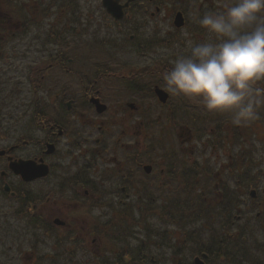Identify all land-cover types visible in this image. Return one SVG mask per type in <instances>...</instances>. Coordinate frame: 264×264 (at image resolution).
Wrapping results in <instances>:
<instances>
[{
  "label": "flooded vegetation",
  "instance_id": "flooded-vegetation-1",
  "mask_svg": "<svg viewBox=\"0 0 264 264\" xmlns=\"http://www.w3.org/2000/svg\"><path fill=\"white\" fill-rule=\"evenodd\" d=\"M223 2L0 0V264H264L245 126L162 79Z\"/></svg>",
  "mask_w": 264,
  "mask_h": 264
},
{
  "label": "clouds",
  "instance_id": "clouds-1",
  "mask_svg": "<svg viewBox=\"0 0 264 264\" xmlns=\"http://www.w3.org/2000/svg\"><path fill=\"white\" fill-rule=\"evenodd\" d=\"M210 38L189 41L162 76L174 95L209 112L231 114L234 123L256 118L264 104V0H225L222 10L195 19ZM188 36V33H185Z\"/></svg>",
  "mask_w": 264,
  "mask_h": 264
},
{
  "label": "rangeland",
  "instance_id": "rangeland-1",
  "mask_svg": "<svg viewBox=\"0 0 264 264\" xmlns=\"http://www.w3.org/2000/svg\"><path fill=\"white\" fill-rule=\"evenodd\" d=\"M210 36L211 34H209L207 39H209ZM179 38L181 40H185V41L187 40V44L186 46L181 45V44H177L173 46V57L186 52L189 41H191L192 43L194 42V39L191 36H188V37L182 36ZM7 71H9V69H7ZM5 75L8 78L10 77L9 73L6 74L5 72ZM24 95L25 94H23L22 98L24 97ZM25 104H26V101L21 100L20 98H17L15 102L13 100H9L5 103L6 107L9 105L10 106L7 107L3 111L2 121L6 125L11 126L12 131L16 133V135H20L21 130H22L21 120L19 116L21 115V109L24 108L23 106ZM12 108L13 110H17V111H14V115L18 117L16 120H15L16 117H12V120H10L11 116L7 115L8 113H10L8 111L11 110ZM241 126L242 127L245 126L244 131H243V136L241 139V143L235 146H228L224 151V155L227 158V155L232 154V156H240L242 154L243 158L246 159L247 161H249V156H251L252 162L251 164H247V166L245 167L246 169L245 171L250 172L252 174L253 173L264 174V124L257 121L254 124L253 122L251 124L250 122L241 123ZM250 126H253L254 129L251 128ZM260 127L263 128V131H261L262 129ZM255 129H257L258 131H256ZM254 235L257 236V238H259L260 241L264 240V235H262V232L260 230H258L256 234L254 233ZM256 258L262 259V256L258 252H256Z\"/></svg>",
  "mask_w": 264,
  "mask_h": 264
}]
</instances>
